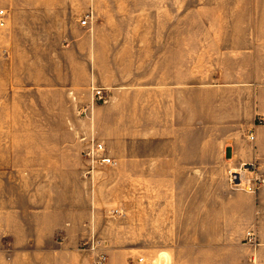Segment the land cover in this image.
<instances>
[{"label": "crops", "instance_id": "obj_1", "mask_svg": "<svg viewBox=\"0 0 264 264\" xmlns=\"http://www.w3.org/2000/svg\"><path fill=\"white\" fill-rule=\"evenodd\" d=\"M79 1L85 6L77 12ZM79 1L0 0L7 13L0 28V50L6 54L0 78V149L20 151L21 157V172L11 177L8 190L15 198L12 213L19 228L9 226L1 235L0 264L26 256L44 264H95L96 253L81 247L93 236V199L100 192L90 184L100 177L78 172L92 139L105 146L123 182L135 181V167L147 166L151 243H158V214L165 215L167 226L174 207L182 210V184L189 183L187 212L200 220L211 214L206 227L218 231L205 244L235 247L228 256L215 255L208 262L264 264V0H253L254 30L244 52L222 54L213 61L219 68L208 71L200 59V85L194 86L188 72L183 73L182 58L172 56L170 47L99 44L90 23L81 25L92 0ZM94 89H105L107 100L84 115ZM30 119L37 125L30 126ZM30 134L44 135V148L54 152V173L40 188L45 207L32 223L26 221L27 167L23 171ZM243 170L249 181H262L254 193L230 184V173ZM86 184L89 189L82 188ZM123 191L125 196L128 191ZM88 214L90 219H78ZM200 220L190 228L200 229ZM30 226L35 237L26 233ZM176 240V245L200 246V238ZM185 252L196 257L172 264H200L199 248Z\"/></svg>", "mask_w": 264, "mask_h": 264}, {"label": "rangeland", "instance_id": "obj_2", "mask_svg": "<svg viewBox=\"0 0 264 264\" xmlns=\"http://www.w3.org/2000/svg\"><path fill=\"white\" fill-rule=\"evenodd\" d=\"M78 3L77 12L83 11L84 1ZM255 12L253 0H92L90 11L83 12L78 18L90 15L88 27L97 35L99 44L104 46L172 48V56L182 58L183 73L188 72V83L194 86L200 85V59L204 61V70L208 71L219 68L213 66V61L222 54L229 51H234L235 54L244 52L245 40L254 30ZM2 32L0 29L1 36ZM1 36L0 42L4 40ZM4 56V50H0V78L4 77ZM173 68L176 70L177 67ZM129 69L132 68L126 70ZM33 125H37L36 119H30V126ZM42 139L44 135L30 134L28 166L23 162V171L27 167L29 175V209L26 221L30 223L37 220L38 214L45 207L44 197L40 196V188L45 185L43 180L54 173V167L50 165L54 152L51 148H44V142L40 141ZM81 158L84 162L78 172L83 177H91L93 174H99L100 177L94 185L90 184L91 189L100 192L93 199L96 205L92 215L94 228L90 231L93 236L87 242L84 239L81 248L86 246L88 250L96 253V257L98 254H105L107 264H139L140 258L145 260V264H162L163 261L172 264L184 256L196 257L195 254L185 251L197 248L200 249V264H211L208 260L212 256L223 257L232 253L230 250L235 247L205 244L208 238L218 236V231L214 233L206 227L211 225V214L200 220L198 215L187 212L190 205L187 197L190 192L189 183L182 184V210L176 212L177 206L174 207V212L167 215V226L164 224L165 215L158 214V243L153 244L148 225L147 166L135 167L136 180L123 182L122 177L118 176L113 159L111 166L97 168L92 172L86 157L82 155ZM20 172V151L1 148L0 239L7 227L19 228L16 215L12 213L15 198L10 196L8 190L11 189V177ZM73 185L75 187V183ZM82 188L89 189V185H82ZM124 189L128 191L125 196L122 195ZM170 200L175 202V199ZM77 216L80 220L82 217L90 219L91 214ZM198 218L200 229H191V225ZM28 232L31 237H35L34 226H30L26 233ZM73 237H78V234L75 232ZM180 238H200V246L174 244ZM163 241L168 243L164 244ZM4 243L5 239H2L0 248L5 246ZM13 264L44 263L31 262L26 256L23 260H14Z\"/></svg>", "mask_w": 264, "mask_h": 264}, {"label": "built area", "instance_id": "obj_3", "mask_svg": "<svg viewBox=\"0 0 264 264\" xmlns=\"http://www.w3.org/2000/svg\"><path fill=\"white\" fill-rule=\"evenodd\" d=\"M7 13L4 9H0V28L5 27ZM90 15H86L81 22L82 26H88L90 22ZM94 97L93 102L90 105V109H84V115L91 110L96 104L105 103L107 100V91L105 89H94ZM254 139V138H252ZM83 155L88 160L90 165V171H95L97 168L109 167L113 164L111 158L106 155L105 146L102 143L97 142L95 139H92L87 147V149L83 152ZM247 170H243L240 173H230V184L234 189H240L244 191H248L250 193H254L258 187L262 183L261 180L257 179L255 181H249L245 177V172ZM95 249V246H94ZM107 257L105 254H98L95 260V264H106ZM140 264H145V260L140 258L138 260Z\"/></svg>", "mask_w": 264, "mask_h": 264}]
</instances>
